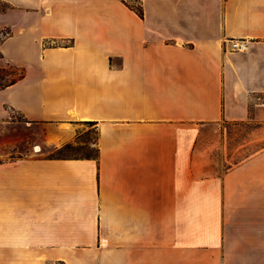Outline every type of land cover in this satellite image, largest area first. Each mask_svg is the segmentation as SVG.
<instances>
[{
  "label": "crops",
  "instance_id": "0c3cea01",
  "mask_svg": "<svg viewBox=\"0 0 264 264\" xmlns=\"http://www.w3.org/2000/svg\"><path fill=\"white\" fill-rule=\"evenodd\" d=\"M2 1L0 264H264V0Z\"/></svg>",
  "mask_w": 264,
  "mask_h": 264
},
{
  "label": "trees",
  "instance_id": "16d2710c",
  "mask_svg": "<svg viewBox=\"0 0 264 264\" xmlns=\"http://www.w3.org/2000/svg\"><path fill=\"white\" fill-rule=\"evenodd\" d=\"M134 10H136V12L139 14L140 17L143 18V10L141 7H134L131 6ZM9 5L7 3H5L4 1L0 0V13H4L9 9ZM11 34L10 31H0V35H2V39L0 41V43ZM3 56L0 52V59H2ZM25 76V72L23 69H19V68H15L13 66H8V69H1L0 70V89H4L7 87H10L14 84H16L18 81H20L21 79H23ZM77 147H81V146H75V145H66L65 147H63L61 150L58 151V154L61 156H93V155H65L64 153H62L63 150H72L74 148ZM83 149L85 147H82Z\"/></svg>",
  "mask_w": 264,
  "mask_h": 264
},
{
  "label": "rangeland",
  "instance_id": "374dc122",
  "mask_svg": "<svg viewBox=\"0 0 264 264\" xmlns=\"http://www.w3.org/2000/svg\"><path fill=\"white\" fill-rule=\"evenodd\" d=\"M2 39V35H0V41ZM3 59V58H2ZM0 59V70L1 69H8L9 65L3 64ZM16 119L15 121H23L22 118L18 115H15ZM256 129V126L249 125L247 128L241 129V128H236L232 126H220L218 130V135L219 136H246L247 133H252ZM86 135L87 138L90 140H93L96 138L95 131L91 129L90 127H87L86 129ZM26 136H31L33 135L32 131L26 130L25 132ZM97 152V147L94 145L92 148H87L85 147L84 149L82 147H77L72 150H63L62 153L65 155H95Z\"/></svg>",
  "mask_w": 264,
  "mask_h": 264
},
{
  "label": "built area",
  "instance_id": "2783aa9c",
  "mask_svg": "<svg viewBox=\"0 0 264 264\" xmlns=\"http://www.w3.org/2000/svg\"><path fill=\"white\" fill-rule=\"evenodd\" d=\"M231 45H232L233 50H242L243 51L246 49L245 45H241L238 42H231Z\"/></svg>",
  "mask_w": 264,
  "mask_h": 264
},
{
  "label": "bare ground",
  "instance_id": "6f19581e",
  "mask_svg": "<svg viewBox=\"0 0 264 264\" xmlns=\"http://www.w3.org/2000/svg\"><path fill=\"white\" fill-rule=\"evenodd\" d=\"M35 149H36L37 151L39 150V148H38V147H36Z\"/></svg>",
  "mask_w": 264,
  "mask_h": 264
}]
</instances>
